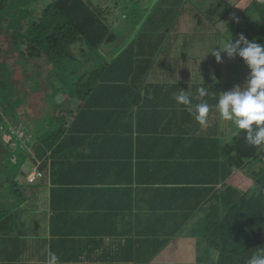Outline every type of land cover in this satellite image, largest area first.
Returning <instances> with one entry per match:
<instances>
[{"label":"crops","instance_id":"obj_1","mask_svg":"<svg viewBox=\"0 0 264 264\" xmlns=\"http://www.w3.org/2000/svg\"><path fill=\"white\" fill-rule=\"evenodd\" d=\"M87 1L96 5V0ZM99 8L109 19L117 14L110 6ZM169 26L170 22L166 21L164 27H157L158 34H168ZM111 28L113 42L89 56L91 70H106L123 54L130 58L128 52H122L130 42L124 34L115 37L118 23L112 22ZM122 44L126 46L120 47ZM155 44L152 50L146 48L147 54L141 49L139 54H144L145 63L133 88L125 89L126 81L100 72L101 80L110 81H100L93 90L89 105L81 114L85 115L86 125L67 130L58 143L62 144L57 148H62L61 152L43 154L36 143V159L44 166V178L37 184L43 189L36 192L37 196L32 195L30 205L20 208L15 216L9 207L0 208V264H47L49 250L58 256L59 264H138L121 259L122 254L129 252L130 259L140 252V264H214L207 258L197 263L192 251L204 240L218 245L220 237L205 227L215 223L217 214L223 216L231 208L223 210L231 198L221 200L228 194L221 186L226 180L229 185L234 180L246 181L231 190L240 194L248 192L254 187V174L264 167V151L244 162L238 161L233 151L238 129L222 120L218 111L213 114L218 97L207 101L210 111L206 126L195 119L185 124L187 121L183 122L182 116L174 115L166 120L165 116L160 117L159 112H169V108L180 105L171 99L174 83L186 76L187 65L172 72L165 50L166 45L173 51L176 47L170 43ZM187 49L174 55L188 58V54L199 51L200 47L194 41L190 53ZM243 84L239 78L231 87ZM189 96L193 103L194 96ZM165 121L171 122L162 124ZM222 122L231 124L233 130L220 127ZM219 128L226 133H220ZM200 132L203 137L198 138L196 134ZM126 137L134 143V163L141 141L159 143L142 172L134 169L123 174L110 166L125 160L121 145ZM92 140L99 148L90 146ZM178 140L180 145L175 149ZM166 141L169 142L164 145ZM53 181L56 187H50ZM98 186L103 188L95 189ZM4 200H11V195L5 194ZM59 204L64 210H57ZM166 224L173 226L176 236L155 257L153 234ZM69 232L80 233L71 236Z\"/></svg>","mask_w":264,"mask_h":264},{"label":"trees","instance_id":"obj_2","mask_svg":"<svg viewBox=\"0 0 264 264\" xmlns=\"http://www.w3.org/2000/svg\"><path fill=\"white\" fill-rule=\"evenodd\" d=\"M161 1L151 0L148 3L147 0H138L142 12L139 14L135 12L130 14L126 11V7L116 2L114 7L118 12L114 19H109V16L103 14L100 8L87 0H0V33L3 17L10 16L11 21L16 20L18 23L29 18L24 32L9 24L6 32L0 36V47L10 52L2 54L0 51V190L3 191L0 193L24 195L26 191L31 190V194L33 192L36 195V189H43L41 184L30 185L25 180L30 172L25 173L24 168L32 165L30 149L38 143L43 154L49 152L56 155L61 152L62 148L59 150L57 148L62 144L58 143L66 136L67 130L77 128L86 122L83 121L85 115L81 116V114L87 109L93 90L98 87L100 81H110L109 78L101 80L100 73L96 72V69L89 68L91 62L89 56L94 55L103 45H110L113 42L112 22L118 23V33L115 37L121 34H135V27L139 31L144 28V22L147 23L143 15L152 11L153 7L158 6ZM206 3L210 7L208 15ZM216 4V0L212 2L211 0H189L179 11L180 18L190 22V31L197 36L201 47L206 39H210L211 45L223 50L226 41L222 35H225L233 24L240 27L245 37L252 38L251 41L255 39L258 43H264V0H250L241 9L234 7L233 3L225 4L227 15L224 17L227 21H222L214 31L199 35L197 25L213 15ZM187 8H192V11ZM158 9L159 7L156 11ZM248 11L252 13L247 14ZM140 14L142 19L135 21V15L139 18ZM124 15L127 17L124 18ZM122 21L132 24L131 28L121 30L119 25ZM217 28L221 30L218 31ZM142 34L143 32L140 36L144 41L145 37ZM7 38L9 42L4 45ZM193 42L191 41V45ZM116 44L117 42L114 43ZM133 51L134 47L127 50L129 54ZM220 54L221 57L230 59L226 53ZM188 56L191 57L190 54ZM208 58H215V56L210 53ZM231 58L243 62L238 56ZM124 62L125 57L118 62H111L108 66L113 72L114 69L123 68ZM27 63L36 65V85L33 86L36 90V103L32 104L36 106L34 113L18 110L26 102L28 93L20 89L13 81L15 80L13 66L21 68L23 74H26ZM241 70L244 71V69ZM28 79L29 77L26 81ZM139 98L141 99V96ZM20 113L32 117L33 120L29 123L32 128L25 123L24 116H19ZM145 115H148V112ZM17 122H19L22 136L16 128ZM35 123L36 129H33ZM238 132L239 134L236 133L233 138V151L238 155L240 163L264 151V148L249 145L244 138V132L242 130ZM24 136H28V139L24 140L22 138ZM179 145L180 140L174 143L175 149ZM121 146L124 149L125 160L110 166L124 174L134 169L139 172L147 169V160L153 156L159 143L148 140L145 144L141 141L135 163L132 138H124ZM1 156H4V159H1ZM19 176L23 177L24 184L19 182ZM225 192L228 194L222 196L221 200L231 199L225 204L223 210L226 212L227 207L231 206V208L223 216L217 214L214 218L215 223H209L205 230L217 234L220 237L217 239L219 242L233 249L234 254L229 256L230 260L234 261L232 264H247L248 258L257 252L259 247H264V167L254 174V187L249 188L248 192L246 190L241 194L239 191L234 193L230 187L226 188ZM64 208L62 204L57 206V210H64ZM79 233L69 232L68 234L72 236ZM175 236L176 231L171 224H166L155 231L153 237L156 244L153 255H157L159 250L168 245L171 238ZM129 254L131 253L122 254L121 259L140 264V252L137 256L132 254L131 259L128 257Z\"/></svg>","mask_w":264,"mask_h":264},{"label":"rangeland","instance_id":"obj_3","mask_svg":"<svg viewBox=\"0 0 264 264\" xmlns=\"http://www.w3.org/2000/svg\"><path fill=\"white\" fill-rule=\"evenodd\" d=\"M188 1L189 0H162L158 6L155 5L152 11H149L148 13H145L143 15L144 19L146 18L148 21L147 27H146V23L144 22L143 29H139V31H137L135 27L134 31L136 35L135 34L124 35V37L127 38V42H130V43L127 49L122 52H127L128 49L130 50L133 47H134V51L131 54L128 53L130 58H127L125 54L121 56V58L125 57V62L122 65L123 68L114 69L113 72L109 69V67L106 70L96 68V72L98 73L106 72L110 76L114 74V78L126 81L124 83L128 85H125V89L126 88L130 89L133 85L137 83V79L139 78L141 74L140 72H142L141 68H143V65L145 63V58H142L144 57V54L142 56L139 54L141 49L144 48V51L147 54L149 50L153 49V46L155 43H158L159 45H161V43L162 45L170 43L171 46L176 47V49L173 51L168 45H166V50H165L166 55H168V58H166V61H169V64L172 67V72L173 70L175 71L176 69L183 68L184 65H187L186 76H184L183 78H179L178 81L174 83L176 87L174 89V96L171 99L173 103L175 102V96L179 95L181 90L188 92V94L191 96L193 95L194 96L193 103L195 104V103H199L201 99L200 97L196 98L198 94V89L200 87L206 88L208 92V95L203 98L207 102V101L212 100L213 98L217 100V97L219 98L221 93L227 92V89L231 87V85L236 79L241 78V82L244 83L249 74V69L247 68V66L245 65L243 67L242 61L235 60L233 58L225 59L224 57H221L222 62L220 63H217L215 58L209 59L208 58L209 54L211 53L213 49H215L216 46L211 45L210 39H206V41L203 44V47H201L200 46L201 43L198 42L197 36L194 35V32L190 31V27H191L190 22L187 19L180 18L179 11L184 8L185 3H187ZM212 1L213 0H211V2ZM216 1H217V4H216L217 7L215 8V12L213 13V15H211L210 17H207L206 21L200 22L197 25V31L199 35H205L207 31H214L216 26H218L222 21H227V18L224 17L227 15V11H225V7H224L225 4L233 3L234 7L241 9L250 0H236L235 2H231L233 0H216ZM116 2L117 4L120 2L121 5L126 7L127 8L126 11H128L130 14L133 12H135V14L136 13L139 14V12H141V9L139 8L141 5L138 3V0H96V6L98 8L101 6L103 9H108L107 6L108 7L110 6V9L112 11L115 10L114 13L116 14L117 8L114 7ZM147 2L149 3L151 2V0H147ZM134 7H136V9ZM157 7H159V9L156 11ZM203 8L204 7H202V9ZM187 9L192 11V8H187ZM209 9L210 7L206 3V14L207 15L209 14ZM249 12L252 13V11H248L247 14ZM126 17L127 15H124V18ZM149 17H151L149 19L150 21L148 20ZM140 19H142V14H140L139 18L135 15V19H134L135 21L140 20ZM11 20H12V17L10 16L3 17L2 32L0 33V36H2V34L6 32L9 24L14 26L21 32H24L27 28L29 18H26L21 23H18L16 20L15 21H11ZM166 21L170 22V26L168 27L169 33L161 34V35L158 34L157 27L161 29L166 24ZM122 22L119 25L121 30H126V29L131 28L132 24H130L129 22H124V21ZM216 30L220 31L221 29L217 28ZM141 32H143L142 35H144L145 37L144 41L140 36ZM240 34L244 35V32L236 24H233L231 28H229V30L226 32V34L222 35V38H224L225 41L228 39H231L232 42H235V40L238 38ZM194 36L196 37V39L194 38ZM248 40L251 41V39H248ZM191 41H196L197 43H199L198 44V46L200 47L199 51L190 53L189 47L191 46ZM6 42H9L8 38L4 42V45L6 44ZM256 42L258 43V41ZM258 44H261V43H258ZM120 47H123V46H120ZM119 48L117 50H119ZM146 48L148 49L147 52H146ZM184 49H187V52L191 54V57L185 58V57H179V56L174 55V53L180 52ZM0 51L2 54L9 52L7 49H3L1 47H0ZM151 57H154V55L151 54ZM138 58H139V61L137 62ZM113 61L118 62V59L116 58V60H113ZM13 68L15 70L14 71L15 80L13 81L17 84V86L20 89H23L26 93H28L26 96V102L18 110L20 112L27 111L28 113H34L36 112V106H33L32 104L36 103V90L33 89V86L36 85V65H34L33 63H27L25 66L26 74H23L22 69L17 67L16 65H14ZM241 69H244L242 74L240 73ZM27 77H29L28 81H26ZM142 80H143V77H141L138 80V82L141 83ZM220 86H221V93H220ZM232 88L233 87H231V89ZM168 110L169 112L162 111V112H159L158 115L160 117L165 116V120L166 118L172 117L174 115L182 116V118L185 117V120L183 122L187 121L185 124H188V122L193 121L195 119L193 115L189 114L185 110V106L183 105H179L176 108H169ZM216 111L217 109L214 107L213 114H215ZM19 116H24L23 120L25 121L26 124H29L30 121L33 120L32 117H30L29 115H24L20 113ZM177 120H179V118ZM169 122L171 121H165L162 124L169 123ZM172 123L175 124V122H172ZM29 127L32 128L30 124H29ZM220 127H231V129L233 130L232 125L228 123L222 122L220 124ZM16 128H18V133L21 135V129H19V122H17ZM34 128L36 129V123L33 125V129ZM218 130L220 133H223V134L226 133L225 130L221 128H219ZM202 133L203 132H200L196 134V136L198 138H201L203 137ZM22 138L24 140H27L28 136H24ZM168 142L169 141H166L164 145ZM92 145L99 148V144H96L95 140H92V144L90 146ZM69 149H73V147H69ZM30 152L32 154V156L30 157L31 158L30 162L32 165L30 167H25L24 172L25 173L37 172V174L41 173L40 179H43L44 178L43 176L44 166L43 164L40 165L41 162H39V160L36 159V155H35L36 147L31 148ZM1 159H4V156L3 157L1 156ZM227 181L228 180H226V182H224L221 186L223 190L228 187L233 188V187H237L240 185L242 186L244 185V183H246V181H242V182L240 181L237 183L236 180H234V182L229 185ZM19 182L21 184L25 183L22 176H19ZM56 186H57V183L55 181L50 183V187H56ZM98 188H103V187L98 186L95 189H98ZM243 190L244 188H242V191ZM36 192L38 193L37 189H36ZM32 195L34 194L33 192L31 194V190L26 191V194H24V196L26 197L27 196L31 197ZM30 203H31V200L27 202V205H30ZM13 208H15V206L11 207V209ZM16 211H18V209L15 210V212L12 214L13 216L16 215ZM192 252L195 258H197L200 255V253L196 249H194ZM224 264H232V263L227 262Z\"/></svg>","mask_w":264,"mask_h":264},{"label":"clouds","instance_id":"obj_4","mask_svg":"<svg viewBox=\"0 0 264 264\" xmlns=\"http://www.w3.org/2000/svg\"><path fill=\"white\" fill-rule=\"evenodd\" d=\"M221 52L226 53L229 58H241L249 69V74L243 86L236 85L230 91L221 93L215 108L222 120L231 122L238 130L244 132V138L249 145L264 148V44H258L255 40L249 41L240 34L235 42L226 40L223 50L215 48L211 51L217 63L222 62ZM198 95L200 102L193 104L188 92L181 90L180 94L175 96V101L185 106V110L194 116L198 124L206 126L210 111L209 104L203 99L208 95L206 88L200 87ZM5 194L7 193H0V208L5 206L11 209L15 206L11 209L15 211L29 206L27 202L31 197L8 194L11 195V200L5 201ZM217 242V246L208 240L195 245V249L200 253L196 258L197 263H202V258L211 259L214 264L234 263L229 257L234 254L233 249L218 240ZM47 264H59L58 256L51 250L47 254ZM247 264H264V247H259V250L248 258Z\"/></svg>","mask_w":264,"mask_h":264},{"label":"bare ground","instance_id":"obj_5","mask_svg":"<svg viewBox=\"0 0 264 264\" xmlns=\"http://www.w3.org/2000/svg\"><path fill=\"white\" fill-rule=\"evenodd\" d=\"M39 180H41L40 179V173L37 174V172H30L28 175H26V183L27 184H30V185L36 184Z\"/></svg>","mask_w":264,"mask_h":264}]
</instances>
